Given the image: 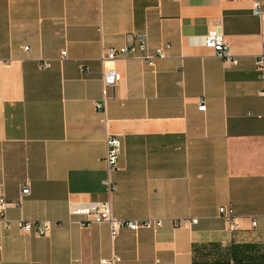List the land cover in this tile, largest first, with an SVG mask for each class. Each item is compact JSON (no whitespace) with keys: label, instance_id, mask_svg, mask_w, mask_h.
I'll return each mask as SVG.
<instances>
[{"label":"crops","instance_id":"0c3cea01","mask_svg":"<svg viewBox=\"0 0 264 264\" xmlns=\"http://www.w3.org/2000/svg\"><path fill=\"white\" fill-rule=\"evenodd\" d=\"M252 1L0 0V264H193L195 245L218 246L205 264H264V25ZM213 29L237 65L202 46ZM135 34L149 52L168 45L167 57L101 62ZM105 67L121 81L102 112ZM107 135L121 141L110 196ZM107 200L114 218L162 226L113 240L107 224L81 228L85 204ZM227 206L235 232L218 212Z\"/></svg>","mask_w":264,"mask_h":264},{"label":"built area","instance_id":"2783aa9c","mask_svg":"<svg viewBox=\"0 0 264 264\" xmlns=\"http://www.w3.org/2000/svg\"><path fill=\"white\" fill-rule=\"evenodd\" d=\"M251 13L257 17L261 25H264V0H253L251 5ZM201 44L205 48L211 49L214 55L223 60L225 63L232 66L237 65V60L229 52L228 45L225 41V37L220 30L213 29L207 32L201 39ZM168 45L157 47L154 52L148 51L147 37L145 34H135L133 36V43L129 46H123L120 48H108L102 50L100 60L101 62L108 63L116 60L136 59L145 63L147 66H153L155 61L163 60L167 57L166 50ZM26 51L27 48H24ZM66 52H61V57L65 58ZM43 67H47L48 64L43 63ZM255 67L258 71L263 73L264 70V56H258L255 59ZM121 81L120 74L112 68L105 67L102 72V90L103 98L100 104L95 105L97 111H105V104L108 98L106 97L107 89H114L116 85ZM198 111L205 110V104L203 100H200L198 105ZM106 154L104 161L106 163V176L102 183L105 186L106 193L110 196L115 190L116 185L111 179V175L121 170L118 165L119 156L121 153V141L118 137L113 135H107L105 139ZM29 186L25 184L21 188V197L29 195ZM7 202L3 191L0 187V221L5 220V214L7 210ZM86 218L78 222L81 228H87L93 224H107L110 231L111 240H113L119 230L128 229L132 232L139 231L141 229L156 230L162 226L161 220L144 219V220H119L114 218L111 214L109 200L105 202H89L85 204ZM219 215L225 220L228 230L231 232L237 231V224L233 216V210L231 206L220 207L218 209ZM191 223H196V220H191ZM185 223L183 222L182 225ZM252 226H255V222H252ZM20 228L24 231H34L38 235H46L50 230L49 222H20ZM120 258L115 254H111L108 258L100 260V264H119Z\"/></svg>","mask_w":264,"mask_h":264},{"label":"trees","instance_id":"16d2710c","mask_svg":"<svg viewBox=\"0 0 264 264\" xmlns=\"http://www.w3.org/2000/svg\"><path fill=\"white\" fill-rule=\"evenodd\" d=\"M217 245H195L193 246V264H205L206 262L203 261L201 258L203 257V251L207 250L208 248L211 249H217ZM247 246H243V248H246ZM239 253V246H233V248L230 249L231 256L235 257ZM205 255V253H204ZM207 255V254H206ZM212 264H220L218 261H215ZM223 264H229V262H223ZM235 264V263H234Z\"/></svg>","mask_w":264,"mask_h":264}]
</instances>
